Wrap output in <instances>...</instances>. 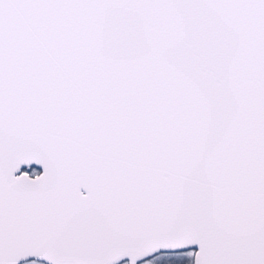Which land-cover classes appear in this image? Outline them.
I'll return each instance as SVG.
<instances>
[{"label": "snow or ice", "instance_id": "1", "mask_svg": "<svg viewBox=\"0 0 264 264\" xmlns=\"http://www.w3.org/2000/svg\"><path fill=\"white\" fill-rule=\"evenodd\" d=\"M192 245L264 264V0H0V264Z\"/></svg>", "mask_w": 264, "mask_h": 264}, {"label": "water", "instance_id": "2", "mask_svg": "<svg viewBox=\"0 0 264 264\" xmlns=\"http://www.w3.org/2000/svg\"><path fill=\"white\" fill-rule=\"evenodd\" d=\"M32 167L38 169V173H37V174H40V173H42V171H43V169H42L39 165L31 164V165H29V166H21V168H20V172H27L30 176H32L33 174H30V173H29V171H30V169H31ZM20 172L15 173V175L18 176V175L20 174ZM81 191L83 192V189H82ZM186 251H193V252H196V251H198V248H197L196 245H192V246H190V247L180 248V249H177V250H175V251H169V252H161V251H158V252L154 253L153 255L158 254V253H160V254H161V253H180V252H186ZM150 257H151V256H150ZM150 257H148V258H150ZM148 258H147V259H148ZM30 260H36V261L41 262V263H43V264H49V262L46 261V260H43V259H36V258H34V257H29V258H27V259L20 260V261H18V264H22V263L27 262V261H30ZM124 260H127V261H128L127 258H123V259H121V260L116 261V264H119L120 262H122V261H124ZM140 261H142V260H138L137 263L140 262ZM191 264H194V257H192V263H191Z\"/></svg>", "mask_w": 264, "mask_h": 264}, {"label": "flooded vegetation", "instance_id": "3", "mask_svg": "<svg viewBox=\"0 0 264 264\" xmlns=\"http://www.w3.org/2000/svg\"><path fill=\"white\" fill-rule=\"evenodd\" d=\"M34 168V167H33ZM36 169V173L34 174H37L38 173V169ZM160 253L158 254H155L153 256H151L150 258L154 257V256H157L159 257ZM157 257H154L152 260L154 261V264H191L192 263V256H189V255H178V256H174V257H170V258H167V259H170V262H166L164 258H160L158 260H154L155 258ZM163 260V261H161ZM143 261H140L138 262L137 264H142ZM119 264H128V261L127 260H124L122 262H120Z\"/></svg>", "mask_w": 264, "mask_h": 264}, {"label": "rangeland", "instance_id": "4", "mask_svg": "<svg viewBox=\"0 0 264 264\" xmlns=\"http://www.w3.org/2000/svg\"><path fill=\"white\" fill-rule=\"evenodd\" d=\"M188 252H190V251L180 252V253H161V254L158 255L159 257L154 256V257H157V258H155L154 260H158V259H160V258H164V259H166V260H165L166 262H170V259H167V258L174 257V256H178V255H182V254L187 255ZM191 252H193V251H191ZM154 257H152V258H148V259L152 260ZM33 261L35 262V264H43V263L38 262V261H36V260H30V261L24 262V263H22V264H32ZM161 261H163V260H161ZM142 264H143V263H142Z\"/></svg>", "mask_w": 264, "mask_h": 264}, {"label": "trees", "instance_id": "5", "mask_svg": "<svg viewBox=\"0 0 264 264\" xmlns=\"http://www.w3.org/2000/svg\"><path fill=\"white\" fill-rule=\"evenodd\" d=\"M29 173H30V174H34V173H36V169L32 167V168L30 169ZM183 255H185V254H183Z\"/></svg>", "mask_w": 264, "mask_h": 264}]
</instances>
